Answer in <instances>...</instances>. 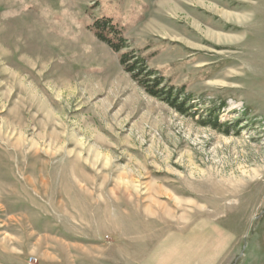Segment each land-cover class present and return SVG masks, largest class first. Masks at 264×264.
Masks as SVG:
<instances>
[{"label":"rangeland","instance_id":"374dc122","mask_svg":"<svg viewBox=\"0 0 264 264\" xmlns=\"http://www.w3.org/2000/svg\"><path fill=\"white\" fill-rule=\"evenodd\" d=\"M0 264H264V0H0Z\"/></svg>","mask_w":264,"mask_h":264},{"label":"trees","instance_id":"16d2710c","mask_svg":"<svg viewBox=\"0 0 264 264\" xmlns=\"http://www.w3.org/2000/svg\"><path fill=\"white\" fill-rule=\"evenodd\" d=\"M114 38H116L117 43H112L109 39L104 38L102 35L98 34L97 38L108 44L110 48L114 51L118 52L123 46V38L119 35L118 32H114ZM127 55H121L120 62L122 65L126 62ZM127 72L133 73L134 81L138 82L142 89L150 96L154 98H158L162 100L169 106H171L174 110H176L180 114H186L188 110L193 108V105L190 104L191 96L184 95V88H175L173 85L163 84V77L157 76L156 72L153 70H149L144 65V61L142 59H136L134 63L125 67ZM142 75L145 81H139L138 77ZM150 78H152L150 80ZM178 99H181L178 101ZM216 120V119H215ZM203 121V119H202ZM200 121V124H206L205 122Z\"/></svg>","mask_w":264,"mask_h":264},{"label":"bare ground","instance_id":"6f19581e","mask_svg":"<svg viewBox=\"0 0 264 264\" xmlns=\"http://www.w3.org/2000/svg\"><path fill=\"white\" fill-rule=\"evenodd\" d=\"M163 7V6H162ZM226 14V16L227 15H229V16H233V17H236V18H238V16H235L234 14H232L231 12L230 13H226V12H224V15ZM228 16V17H229ZM229 32V31H228ZM230 32H232V31H230ZM207 33V32H206ZM215 33V34H214ZM214 33H208L209 34V36H211L212 37V39H214V40H217L218 42L220 41V39L221 38H224V37H226V36H221L220 34H217L216 32H214ZM208 34H206V35H208ZM208 37V36H207ZM226 38H228V37H226ZM210 39V38H209Z\"/></svg>","mask_w":264,"mask_h":264}]
</instances>
